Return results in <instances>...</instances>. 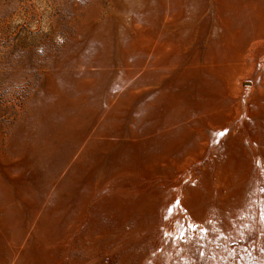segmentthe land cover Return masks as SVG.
<instances>
[{"label":"rangeland","instance_id":"rangeland-1","mask_svg":"<svg viewBox=\"0 0 264 264\" xmlns=\"http://www.w3.org/2000/svg\"><path fill=\"white\" fill-rule=\"evenodd\" d=\"M0 264H264V0H0Z\"/></svg>","mask_w":264,"mask_h":264},{"label":"snow or ice","instance_id":"snow-or-ice-1","mask_svg":"<svg viewBox=\"0 0 264 264\" xmlns=\"http://www.w3.org/2000/svg\"><path fill=\"white\" fill-rule=\"evenodd\" d=\"M220 135H223V133H220Z\"/></svg>","mask_w":264,"mask_h":264}]
</instances>
